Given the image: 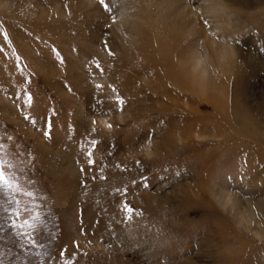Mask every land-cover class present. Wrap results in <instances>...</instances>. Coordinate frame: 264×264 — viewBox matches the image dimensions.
I'll return each mask as SVG.
<instances>
[{
	"label": "rangeland",
	"instance_id": "rangeland-1",
	"mask_svg": "<svg viewBox=\"0 0 264 264\" xmlns=\"http://www.w3.org/2000/svg\"><path fill=\"white\" fill-rule=\"evenodd\" d=\"M121 3L0 0V144L33 193L14 235L0 191V259L264 264V0Z\"/></svg>",
	"mask_w": 264,
	"mask_h": 264
},
{
	"label": "snow or ice",
	"instance_id": "snow-or-ice-1",
	"mask_svg": "<svg viewBox=\"0 0 264 264\" xmlns=\"http://www.w3.org/2000/svg\"><path fill=\"white\" fill-rule=\"evenodd\" d=\"M99 6L104 10V12L108 13L113 18L115 17V13L120 10L122 7L121 0H98ZM0 35L3 36V39L10 43L8 33L3 30V27L0 26ZM103 46L105 49H108L109 55H112L111 49L109 48L108 41H103ZM2 50V49H0ZM54 52H56L57 57L59 58V52H57L55 49H53ZM62 62V61H61ZM96 68L101 69V65L99 62L96 63ZM102 71V69H101ZM66 87L71 90L70 86L66 85ZM95 88L97 90H100L103 88V85L97 84L95 85ZM113 93H115V89H112ZM115 102L118 106L124 105V100L118 95H115ZM24 104L28 105L30 108L33 105V96L31 92H25L24 93ZM54 111V110H53ZM25 120H29L31 123L35 124L37 120L39 119L38 116H35L31 113H28L24 116ZM45 124L47 130L43 133L45 137L51 136V129H52V122H51V116L46 114L44 117ZM93 125H95L96 121H92ZM109 128H111V124L108 125ZM92 131H95V128L92 129ZM150 138V137H149ZM11 140V137L8 138ZM92 148H95L97 146L96 140L90 141ZM93 152L89 150L87 152V164L89 166L93 165L95 161L92 159ZM14 168V164L11 160L7 158L6 153H4V145L0 144V191L4 193V195L7 198V204L8 207L4 208V212L6 214V221L5 223L8 225V227L14 231V235H20L22 234L19 230L24 229L26 226H31L29 224V221L27 219H22V213L20 209V200L15 197V193H21L23 195L32 197L33 193L30 191H25L21 185L19 184L17 180V175L15 171H12ZM81 171H85L84 168H81ZM143 180L146 181V177H142ZM145 186H147L145 184ZM24 211L31 212V208L28 206H25ZM123 211L128 214V219L131 220L133 208H131L128 204L123 205ZM38 218V216H33L32 219L35 221ZM0 231H3V226H0ZM81 232H83V229H81ZM29 244L32 246H39L41 248L44 247L43 244L39 243V240L36 238V236H30L28 237ZM79 247V245H76ZM65 251L62 250L58 253V257L61 258V264H72V261L70 258H65ZM3 255V254H0ZM38 255L43 256L44 253H38ZM54 257L49 256V260L52 262V264H55ZM0 264H4L3 259H0ZM8 264H13L12 260H9ZM27 264H31V261H28ZM40 264H49L48 261H41Z\"/></svg>",
	"mask_w": 264,
	"mask_h": 264
},
{
	"label": "bare ground",
	"instance_id": "bare-ground-1",
	"mask_svg": "<svg viewBox=\"0 0 264 264\" xmlns=\"http://www.w3.org/2000/svg\"><path fill=\"white\" fill-rule=\"evenodd\" d=\"M159 60V59H158Z\"/></svg>",
	"mask_w": 264,
	"mask_h": 264
}]
</instances>
